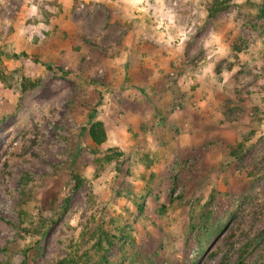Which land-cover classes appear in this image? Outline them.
<instances>
[{"label":"rangeland","instance_id":"1","mask_svg":"<svg viewBox=\"0 0 264 264\" xmlns=\"http://www.w3.org/2000/svg\"><path fill=\"white\" fill-rule=\"evenodd\" d=\"M221 1L0 0V264H264V0Z\"/></svg>","mask_w":264,"mask_h":264},{"label":"trees","instance_id":"2","mask_svg":"<svg viewBox=\"0 0 264 264\" xmlns=\"http://www.w3.org/2000/svg\"><path fill=\"white\" fill-rule=\"evenodd\" d=\"M212 6H213L212 7V13L216 14L222 8V1L221 0H213ZM20 55L23 57L28 56L26 53H21ZM13 57L18 58V55L14 54ZM34 61H36V60L34 59ZM47 68L49 70L52 69L50 65H47ZM38 84H39V80L32 81L28 78H25V79H22V82L20 83V88H21L22 92H26L29 90H33L35 87H37ZM89 124H90V126L87 130L88 136H89L91 142L95 146L98 147V146L102 145L107 139L106 129L104 127V124L99 120L91 121ZM231 154L235 155V151H231ZM121 155L122 154L119 151H117V149H111L108 151V153H105L103 156L95 158L93 160V166L95 168V176L100 175V173L104 170L106 165H108L114 161L117 162L118 159L121 157ZM117 169H118V171H120L119 168H117ZM73 177L76 180V188H78L79 186H81L83 180L77 175H74ZM42 222H46V221L43 220ZM50 222H53V220L51 219ZM42 230H43V227L41 224V226L39 225V227L37 229H35V234L42 235L43 234ZM98 231H99L97 233L98 236L96 238L95 243L93 244V249L96 251V253L102 252V254H101L102 260L106 261L105 255L108 252V249L103 246V242H105V244L108 247H111L112 246V240H111L112 236H109L108 234L103 233L102 230H98ZM37 242L38 241H36V243ZM242 258H241V260H242ZM57 264H79V263H78V260L75 258L64 257V258L60 259L57 262ZM219 264H224V263L221 262Z\"/></svg>","mask_w":264,"mask_h":264}]
</instances>
